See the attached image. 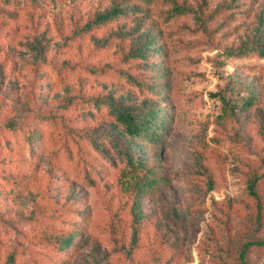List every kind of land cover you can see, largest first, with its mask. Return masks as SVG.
Segmentation results:
<instances>
[{"label": "rangeland", "instance_id": "rangeland-1", "mask_svg": "<svg viewBox=\"0 0 264 264\" xmlns=\"http://www.w3.org/2000/svg\"><path fill=\"white\" fill-rule=\"evenodd\" d=\"M20 2L0 0V264H241L264 239V56L238 51L264 0ZM109 99L161 109L162 143Z\"/></svg>", "mask_w": 264, "mask_h": 264}, {"label": "trees", "instance_id": "trees-1", "mask_svg": "<svg viewBox=\"0 0 264 264\" xmlns=\"http://www.w3.org/2000/svg\"><path fill=\"white\" fill-rule=\"evenodd\" d=\"M6 3L10 5L19 6L21 4L20 0H6ZM124 13V10L121 7L115 6L112 10L102 13L98 17L97 22H105L108 20L111 16H119ZM149 41H144L143 45L139 47L137 50L133 51L136 56L145 57L147 55V48L148 46H144V44H147ZM247 49L253 50L258 52L261 56H264V43L258 42L257 45H253L251 47H243L238 52L246 51ZM230 54L235 53L234 51L229 50ZM108 104L110 106L111 111L113 112L116 120L118 123H120L123 127L125 132L128 136L138 138L139 140H144L147 138L149 141L153 142L156 141V143L161 144L164 138L163 130H164V118L163 112L161 109L150 106V107H142L141 109H135L134 106L128 105V104H118L117 102L109 99ZM162 118V119H161ZM125 154L129 160V162L132 165V168L135 171H142L146 170L145 163L138 159V161L134 160L133 155L134 153L129 149H125ZM150 172V169H147ZM154 171V169H152ZM149 174V173H148ZM159 178H156V174L154 173L152 177H150V183H152L154 186L157 183ZM210 185H213V178L210 177L209 179ZM22 182L20 181V184ZM148 183V184H150ZM249 189L251 193L258 199V194L254 190V182H249ZM260 207V203H258V208ZM137 224V223H136ZM135 234H138V229L135 230ZM38 238L42 241H46L48 243H51V239L57 240L61 247H69L72 243L73 238L70 236H60L53 234L51 232L44 231L38 233ZM252 244H258V245H264V239L247 242L244 244L241 253H240V259L241 264H249L246 259V251ZM11 252L8 255V259L4 264H15L16 259V249L11 247Z\"/></svg>", "mask_w": 264, "mask_h": 264}]
</instances>
